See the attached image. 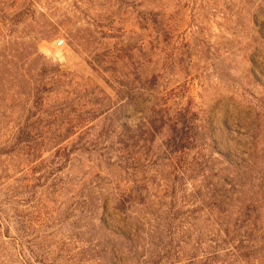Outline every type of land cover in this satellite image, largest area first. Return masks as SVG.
<instances>
[{
    "label": "rangeland",
    "instance_id": "obj_1",
    "mask_svg": "<svg viewBox=\"0 0 264 264\" xmlns=\"http://www.w3.org/2000/svg\"><path fill=\"white\" fill-rule=\"evenodd\" d=\"M153 115L155 140L119 153ZM190 262L264 264V0H0V264Z\"/></svg>",
    "mask_w": 264,
    "mask_h": 264
},
{
    "label": "trees",
    "instance_id": "obj_2",
    "mask_svg": "<svg viewBox=\"0 0 264 264\" xmlns=\"http://www.w3.org/2000/svg\"><path fill=\"white\" fill-rule=\"evenodd\" d=\"M164 26L161 24L159 26V30H160V33L162 35H164V33L166 31H164ZM188 49V46L186 44H183V47H182V51H187ZM184 56V53L182 54ZM183 62V60H181V63ZM154 79L149 83L150 84V87L151 89L153 88L154 86ZM156 112H154V115H155ZM161 113H166V111H162L160 110L159 111V114H157L158 116L161 114ZM152 116L150 118H147L145 121L146 123L141 125V126H137V131L135 130L134 132H132V127H128L127 125H120V129L122 130L121 131V134L119 135V143L118 145H120L121 147H119V149H117V151L119 153H124L128 150L129 147H131V144L132 147H137L139 144V142H141L142 144H147L148 143V138H150L151 142H153L156 138V135H157V132L159 130H161L163 128V117L158 119L159 117L158 116ZM159 120V121H158ZM143 121V120H142ZM158 123H162L161 127L159 128ZM178 124V123H177ZM182 125V129L181 130H177V128L174 126L172 127V135L168 138L167 142L165 143V146H166V149L168 151H170V153L177 159V169L180 170V174L182 175V178H181V181L183 180L184 176L186 175V172H187V169H185L184 165L182 164V159L184 158V153L185 151L189 150L191 147H193L194 143H195V137H191L190 135V132L192 131V128L190 126H187L186 125V122H183L181 123ZM134 133H139V137H137L136 134ZM126 137L127 141L123 140L122 138ZM136 138H138V141L135 142ZM109 138H106L105 140H108ZM126 142H129V143H126ZM132 142V143H130ZM92 147H94L92 145ZM225 160H229V157L228 156H225L223 155ZM246 161H243V163H245ZM231 163V165H234L232 162H229ZM230 165V164H229ZM237 168H239L240 166L237 164L236 166ZM188 168V166L186 167ZM211 172V169L209 170ZM178 179V177H177ZM178 183H174V185L172 186V190L169 192L168 191V194L171 195V206H170V211L173 213L174 212V217H173V220L176 221L180 218V215H181V210L180 209H177L176 208V204L178 203V200H179V190L181 189L182 186H178L177 185ZM231 188L232 189H236L235 186L231 185ZM217 197L225 200L227 198H225L223 195H219L217 193H215ZM176 198V199H175ZM186 198L183 197V199ZM184 201V200H183ZM133 202L132 200V195H128V196H122L121 198H118L117 200L114 199V209L116 212H119L121 213L122 215H126L127 212H128V204ZM214 206L217 205V207L219 206L220 207V204L218 205V203H212ZM110 205V200L108 198L104 199L102 201V210L104 212H106L108 210V207ZM219 210H221V208H219ZM195 213V212H194ZM194 213H192V215H194ZM250 210L248 209L247 211V214H246V217H250ZM194 221L196 219H193ZM249 219H246L245 222L242 223L243 224H246L247 221ZM258 218L255 219L254 223H253V226L256 228L257 226V222H258ZM101 223H102V226L109 231V227L107 226V222L105 220H101ZM187 224H189L188 222H185ZM184 223V224H185ZM183 226V225H182ZM219 226V233H220V236L222 234H224L225 236V242H234L235 239L231 238V233L229 231V224L226 222L225 223H219L218 224ZM185 227V225L183 226V228ZM181 228V227H180ZM170 229H174L172 228V225L170 226ZM186 229V228H185ZM256 229H245V232H244V239L245 241H248V243L250 244V241L252 239V236L255 232ZM239 231V229H237V232ZM236 232V231H235ZM234 232V233H235ZM219 236V234H218ZM219 236V238H220ZM178 238L177 240V243H175L176 241L174 240V238ZM170 242L168 244H166L165 246H163V244H159L158 246L157 245H154L153 247V251H152V254L154 255V257L158 258L160 257V259L163 257L165 258L166 260H172L173 258H176L178 257V254H179V251H183V249H181V244L183 243H187V239H189V237H187L185 235V231H181L178 233V237H177V233H174V232H171L170 234ZM220 240V239H219ZM241 241V240H240ZM191 264H193L194 262H190Z\"/></svg>",
    "mask_w": 264,
    "mask_h": 264
}]
</instances>
